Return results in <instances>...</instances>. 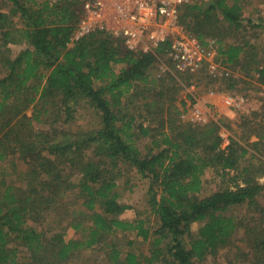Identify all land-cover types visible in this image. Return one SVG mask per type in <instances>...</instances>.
<instances>
[{
  "label": "trees",
  "instance_id": "1",
  "mask_svg": "<svg viewBox=\"0 0 264 264\" xmlns=\"http://www.w3.org/2000/svg\"><path fill=\"white\" fill-rule=\"evenodd\" d=\"M243 3L179 13L263 91L223 145L221 118H183L182 90L209 73L159 68L169 41L143 51L105 30L72 38L80 0H0V264H264V16L245 19ZM255 27L260 42L247 38ZM77 111L96 123L74 127ZM132 175L154 224L122 217L117 180Z\"/></svg>",
  "mask_w": 264,
  "mask_h": 264
},
{
  "label": "rangeland",
  "instance_id": "2",
  "mask_svg": "<svg viewBox=\"0 0 264 264\" xmlns=\"http://www.w3.org/2000/svg\"><path fill=\"white\" fill-rule=\"evenodd\" d=\"M243 5V16L245 19L247 17H252L256 20L259 15L264 16V3H260V0H244ZM246 35L248 36L247 38L250 37L252 41L256 42H260L263 39V34L260 28L257 27L247 31ZM207 38V40L212 39L210 37ZM203 47L206 52H209V55L205 58L207 62L201 63L198 67H195L192 72L205 70L209 73V77L198 78L195 76L192 78V84L182 90L180 98H183L185 103L183 105L180 104V107L184 109L183 118L186 120L221 118L223 127L220 131L224 138V145L227 142L228 134L231 132L228 128V124L235 128L241 115L251 114L253 111L259 109L262 102L263 91L257 90V87H259L258 84H250L243 81L242 77L245 74L240 66L221 62L219 58L220 55L217 51L218 44L212 42L204 44ZM209 63L215 65L216 68L213 71H210ZM158 66L161 69H164L166 66L170 68L175 67L168 54L162 56L158 60ZM201 73L202 72H200L199 75ZM230 76L232 78H238V82L232 88L227 85V83L232 80ZM253 81L255 80H252V82ZM188 93L192 96H189ZM96 121L97 119L91 112L82 113L81 111H77L75 117L70 120V123H72L74 127L81 126L86 128L95 124ZM204 176L206 178L210 177L211 170L207 169ZM117 182V190L120 195L119 199L131 205V207L124 210L122 217L133 218L139 214L149 217L151 224H154L156 221L155 216L149 211L144 197V187L142 188V183H140L138 176H123L118 178ZM210 185L211 184L207 186L211 187ZM192 227L193 232H196L197 225L194 224ZM132 237H134V235ZM147 244L148 241L141 242V240L136 237L131 248L145 251ZM221 252V258L229 254L223 249ZM85 255H87V253L84 254V256ZM82 264H84V262H82ZM206 264H216V262L208 259ZM219 264H224V259H221Z\"/></svg>",
  "mask_w": 264,
  "mask_h": 264
},
{
  "label": "built area",
  "instance_id": "3",
  "mask_svg": "<svg viewBox=\"0 0 264 264\" xmlns=\"http://www.w3.org/2000/svg\"><path fill=\"white\" fill-rule=\"evenodd\" d=\"M191 1L80 0L82 15L72 38L95 29L105 30L122 37L129 48L143 51H153L159 43L169 41L167 54L175 68L193 71L207 62L209 52L180 22V7ZM215 68L209 63L210 71Z\"/></svg>",
  "mask_w": 264,
  "mask_h": 264
}]
</instances>
